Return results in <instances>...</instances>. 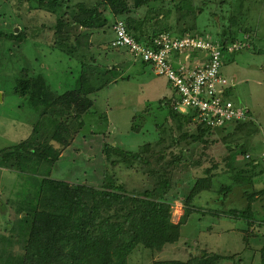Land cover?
Listing matches in <instances>:
<instances>
[{"label": "rangeland", "instance_id": "1", "mask_svg": "<svg viewBox=\"0 0 264 264\" xmlns=\"http://www.w3.org/2000/svg\"><path fill=\"white\" fill-rule=\"evenodd\" d=\"M39 1L45 0H0V152L28 139L37 123H40L39 128L46 127L47 130L50 109H45L47 115L43 116L39 109L30 107L26 99L14 92L17 79L37 74L43 76L49 90L56 97L80 87L94 88L90 95L93 106L80 120L72 121L76 128L79 121L83 124L70 144L64 147L52 140L54 150L61 156L50 168L48 181L53 179L83 184L91 176L94 180H89L97 184L94 170L98 167L95 155L102 147L100 133L107 137L105 141L129 150L154 142L158 130H164L166 137L171 134L178 136L180 130L195 134L194 125L187 128L183 117L170 111L176 96L167 79L155 74L150 64L134 60L124 46L112 45L116 38L113 26L119 21L125 23V16L112 17L106 0H58L56 13L77 12L79 4H82L86 9H96L102 17L98 26L86 28L85 33L84 29L76 25L65 28V32L71 36L70 44H74L75 34H79L78 48L69 52L66 51L69 46L60 48L53 45V27L57 14L48 12ZM125 2L132 7L133 0ZM178 2L160 0L151 3L152 6L156 5L160 14L164 11H169V14L160 15L157 20L152 18L151 23L156 21L157 26L147 24L144 29L151 31L152 27L159 29L167 25L176 28V25L182 23L185 26L190 24L195 27L193 34L219 40L221 31L235 29V24L230 23L235 20L240 30L231 40H241L248 47L232 54L223 53L220 73L232 85L230 99L249 112L256 132L254 138H249L250 132L247 131L252 127L243 132H235L233 129L230 132L210 130L203 138L206 142H183L181 147L188 160H199L200 163L177 173L172 194H178L180 190L187 193V179L194 181L196 177L204 176L205 168L211 167L213 163L219 164L221 158L227 155L233 157L236 166L251 155L258 154L260 157L264 144V0L248 1L241 11L235 9L232 0H192L196 15L183 20H180L181 14L176 10ZM131 10L130 16L141 18L146 14L145 8ZM104 17L108 18L106 25ZM109 17L113 18L110 23ZM244 29L249 31L245 32ZM19 31L26 36L22 42L10 37L11 33ZM169 32L173 34L174 30ZM163 97L167 100L166 107L158 110L159 100ZM132 126H138V131H132ZM252 141L260 143V152L256 151L257 147ZM241 149L249 151L248 158L246 154L240 153ZM79 153H83V156L76 157ZM39 168L41 172L44 170L43 166ZM130 180L125 184L127 189L133 187L135 190L137 188L136 191H142L146 186H152L148 178L142 180L138 176ZM40 181V177L0 167V264H17L12 259L11 251L19 256L22 251L14 242L20 238L14 235L17 232L14 229L21 234L28 233ZM230 182V178L219 171L212 180L211 190L202 192L194 199L196 210L186 225L181 227V237L176 245L171 248L166 246L158 253L138 248L129 256L128 264H153L157 259L185 260L191 252L206 250L232 255L233 258L230 257L224 264H259L257 252H252V245L258 247L264 241V226L254 224L253 234L259 241L254 242L252 239L249 243L251 247L242 250V239L237 229L246 225L248 228V222L232 218L230 211L246 207L247 194L256 193L252 207L258 210V216L256 213L254 219L257 223L264 221V193H259L264 188V174L252 183L233 185L230 192L222 196L219 193L220 186ZM6 201L9 204H5ZM183 202L184 197H178L172 204L171 222L174 224L178 223L183 214ZM7 222H12V225ZM12 228L14 232H10ZM170 250L174 253L170 254Z\"/></svg>", "mask_w": 264, "mask_h": 264}, {"label": "trees", "instance_id": "2", "mask_svg": "<svg viewBox=\"0 0 264 264\" xmlns=\"http://www.w3.org/2000/svg\"><path fill=\"white\" fill-rule=\"evenodd\" d=\"M158 1L160 0H133L132 7H129L125 0H106V4L112 17L125 16L128 32L142 44H147V40L163 32L170 33L169 31L174 30L173 34L177 36L194 32V26L190 24L185 26L183 23L176 25V28L164 25L159 29H154L153 27L157 26V23L155 21L152 24V18L157 20L160 15L167 16L169 14V11L160 14L156 5H151ZM248 1L251 0H232V4L235 9L241 11ZM39 3L40 5L43 3V8L51 14H57L53 27L55 34L53 45L60 48L69 46V50L66 49L69 52L78 48L79 34H75L76 41L74 44H70L71 36L65 32V28L76 25L79 26L78 28L84 29L85 33L86 28L98 26L102 19L96 9H86L82 4H79L77 12L70 14L67 12L56 13L59 6L58 0H45L39 1ZM192 4V0H179L176 10L181 14L180 20L196 15ZM132 8L136 11L145 8L146 14L141 18L130 16ZM104 18L106 25L108 18ZM112 19L109 17V23ZM230 23L235 24V29L229 28L221 31L218 38L221 42H231V39L240 30L235 20ZM147 24L153 26L151 31L144 29ZM244 31L248 32L249 30L244 29ZM10 37L22 42L26 36H23L19 31L11 33ZM168 83L177 98V89L172 87L169 81ZM93 90V87H80L56 97L49 90L45 79L40 74L16 80L14 92L26 99L30 107L39 109L43 116L47 115L45 109L51 111L50 121L47 122L48 131L45 129L46 127L39 128L40 123H37L28 139L12 147L4 148L0 152L1 168L13 169L24 175L36 176L41 179L28 233L21 234L19 230L14 229L17 231L14 235L20 237L14 242L22 251L20 256L11 251L12 259H15L17 264L18 262L20 264H128L129 256L138 248L154 253L161 252L166 246L171 248L179 241L181 227L186 225L196 210L193 204L194 199L202 192L211 190L212 180L219 174V171L231 180L230 184L220 186L219 193L222 196H226L233 185L252 183L264 174V160L258 154L251 155L249 159L237 166L233 157L227 155L225 158H221L219 164L218 162L217 164L213 163L211 167L205 168L204 176L196 177L194 181L187 179L188 183L185 186L189 187L187 193L180 190L178 194L176 192L172 194V190L175 188L174 183L177 181V173L200 163L199 160H188L182 150V143L187 141V144H198L205 141L204 136L210 132L202 124L192 121L194 112L188 111L183 114L178 112L179 110L175 109V99L170 111L172 114L175 112L180 114L187 128L194 125L195 134H188V131L180 130L181 133L178 136L171 134L166 137L164 130H158L154 142L142 144L136 150H129L105 141L107 137L104 133H100V139H98L102 140V147L100 146V151L95 155L98 167L94 170L97 184L89 180L93 178L88 176L86 171L84 172L88 176V181H84L83 184L59 182L53 179L48 181L50 168L58 162L61 156L57 150H54L52 140L64 147L70 144L72 137L78 133V128L83 124L82 121H79V126L77 124L78 128H76V124L72 121L80 120L91 109L93 99L90 95ZM226 91V96L230 98L231 91L229 89ZM166 101L165 97L159 100L158 110L160 107H166ZM40 106L43 107L42 110H40ZM252 124L253 121L237 122L231 126H225L226 128L221 131L243 132L252 127L247 132H250L249 138H254L256 126L253 127ZM40 129L42 131L39 133ZM138 129V126H132V131H138ZM83 138H87V136H83ZM252 142L258 151L260 143ZM240 153L245 155L249 151L241 149ZM78 155L83 156V153L76 154V157ZM41 166L44 167L42 172L39 171ZM138 176L142 180L145 178L151 180L152 186H146L142 191H136L137 188L135 190L133 187L127 189L125 185L127 181L131 182V178ZM259 193L263 194L264 188L260 189ZM255 194H247L248 204L246 207L230 211L232 218H241L248 222V228L243 230L246 248L251 247L249 243L252 239L254 242L259 241L253 234L254 224L260 225L259 227L264 226V221L257 223L254 219L252 203L256 200L254 199ZM178 197H184V209L178 223L174 224L171 222V208ZM7 203L9 204V201H6L5 204ZM24 217L26 218L25 215ZM10 224L12 225V222ZM14 230L12 228L10 232H14ZM6 242H8V238ZM255 248L258 251L259 264H264V241ZM169 253L174 252L170 250ZM230 257L233 258L232 255H222L206 250L191 252V255L185 260L157 259L153 261V264H224Z\"/></svg>", "mask_w": 264, "mask_h": 264}, {"label": "built area", "instance_id": "3", "mask_svg": "<svg viewBox=\"0 0 264 264\" xmlns=\"http://www.w3.org/2000/svg\"><path fill=\"white\" fill-rule=\"evenodd\" d=\"M113 31L116 38L112 45L124 46L134 60L150 64L155 74L164 76L177 89L175 109L194 112V123L215 131L248 120V111L226 96L232 85L220 73L222 54L237 52L248 44L193 33L177 37L163 33L144 45L127 32L123 21L116 22ZM261 157L264 160V144Z\"/></svg>", "mask_w": 264, "mask_h": 264}, {"label": "crops", "instance_id": "4", "mask_svg": "<svg viewBox=\"0 0 264 264\" xmlns=\"http://www.w3.org/2000/svg\"><path fill=\"white\" fill-rule=\"evenodd\" d=\"M110 26H112L111 24H110ZM254 211V215L258 212V210H253ZM257 216H258V213H257ZM246 227H247V225L246 226H242L241 228H238L237 230L239 231V233H240V237H241V239H242V242H241V245L243 246L242 247V250L245 248V249H247L246 248V246H244L245 244H244V240H243V236H244V232H243V230H245L246 229ZM259 233H261V232H259ZM253 246V249H252V252H258V251H256V248H255V246L254 245H252ZM226 255H230V254H226Z\"/></svg>", "mask_w": 264, "mask_h": 264}, {"label": "clouds", "instance_id": "5", "mask_svg": "<svg viewBox=\"0 0 264 264\" xmlns=\"http://www.w3.org/2000/svg\"><path fill=\"white\" fill-rule=\"evenodd\" d=\"M126 30H127V28H126ZM127 32H128V30H127ZM129 33V32H128ZM163 33H167V32H163ZM163 33H161V34H163ZM191 33H193V32H191ZM130 34V33H129ZM161 34H159V35H161ZM167 34H169V35H171V36H173V37H177V35H174V34H171V33H167ZM132 37H133V35L132 34H130ZM159 35H157V36H159ZM157 36H155V37H157ZM181 36V35H180ZM155 37H153L152 39H154ZM134 38V37H133ZM135 39V38H134ZM152 39H149V40H147V44H148V42L149 41H151ZM136 40V39H135ZM137 41V40H136ZM218 41H220V40H218ZM138 42V41H137ZM138 43H140V42H138ZM142 44V43H141ZM144 45H146V44H144ZM235 53V52H234ZM232 54V53H231ZM178 112H180V113H183V112H181V111H178ZM249 113V112H248ZM250 115L248 114V117H249ZM251 120V117H249L248 118V121H250ZM244 122H247V120L246 121H244ZM246 158H248L249 156H248V154H246V156H245Z\"/></svg>", "mask_w": 264, "mask_h": 264}]
</instances>
